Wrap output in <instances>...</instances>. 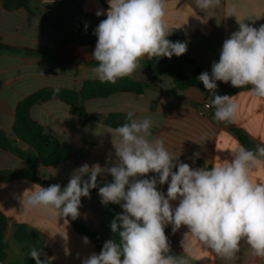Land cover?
I'll return each mask as SVG.
<instances>
[{"label": "crops", "instance_id": "1", "mask_svg": "<svg viewBox=\"0 0 264 264\" xmlns=\"http://www.w3.org/2000/svg\"><path fill=\"white\" fill-rule=\"evenodd\" d=\"M233 7L236 16H230ZM108 8V0H28L23 8L7 10L4 0H0V42L23 52L0 55V131L13 136L17 103L36 91L45 88L79 91L84 81L98 80L92 71L96 66L81 64L82 61H95L92 53L97 42L90 54L75 33L84 36L94 33L100 21L107 18ZM98 10H104V14L97 16ZM237 19L257 29L264 25V0H220L218 6L205 12L196 6V0H166L165 20L170 30L182 35L187 43V55L209 74L212 63L219 61L223 42L239 30ZM26 50L51 54L57 60L27 56ZM158 59L161 63L166 62L165 57ZM142 60L148 58L145 56ZM188 72L191 74L193 69ZM131 78L150 83L152 87L144 95L117 93L105 99L88 100L85 103L87 111L98 117L132 112L134 119L151 118L153 137L150 139H162L167 150L192 169L200 168L198 162L210 168L219 159L231 160V150L237 145L249 150L264 146V98L253 95L251 89L232 96L238 105L235 120L218 122L214 119V108L208 116L199 114L204 104H211L213 94L208 98L198 88L179 90L172 85L170 77L154 74L142 64ZM216 83V94L233 88L230 82ZM31 116L72 148L69 161L50 167L39 165L37 175L41 179L58 183L63 190L73 171L83 164L99 163L102 167H111L115 161L112 136L105 132L111 126L94 121L83 125L82 119L71 115L69 107L58 99L33 106ZM242 136L247 138L248 145ZM25 167L24 160L0 149V170ZM252 176L255 182H264V166L254 170ZM109 177L110 174L104 173L97 179ZM150 177L158 178V174L149 173L137 178ZM34 184L28 180L0 182V211L10 219L6 235L8 257L0 264H25L26 246L15 239L17 225H25L30 235L38 238L40 249L53 258L51 264H82V260L93 252L99 254L93 241L89 239L90 242L85 244L83 238L86 236L72 226L66 233L62 224L64 218L55 211L23 209L20 193L26 191L27 195ZM167 187V183L157 185L165 195ZM179 199L170 201L173 208L178 206ZM103 207L98 192H90V198L81 197V215L77 218L98 234L102 247L106 241L113 240L103 227ZM119 211L123 212L120 205ZM187 231V226L183 225L175 233L171 224L165 227L171 247L169 255L184 256L189 264H264V258L254 256L245 240L240 242V251L228 259L189 234L194 249L189 255L181 245ZM41 259L45 257L41 256Z\"/></svg>", "mask_w": 264, "mask_h": 264}, {"label": "clouds", "instance_id": "2", "mask_svg": "<svg viewBox=\"0 0 264 264\" xmlns=\"http://www.w3.org/2000/svg\"><path fill=\"white\" fill-rule=\"evenodd\" d=\"M108 3L107 18L94 30L97 43L92 57L98 66L92 71L101 83L115 84L133 75L145 56L149 60L171 59L186 53V42L168 39L172 31L165 20L166 0ZM219 4L220 0H196L203 12ZM103 14L104 10L96 12L97 16ZM238 23L239 30L223 42L211 74L204 71L197 78L214 96L207 107L214 108L218 122H233L238 105L232 96L216 94L217 81L230 82L236 88L251 85L252 94L264 98V25L257 29L244 21ZM59 91L54 88L53 95ZM133 116L127 113V122L105 131L111 134L115 149L111 167L85 163L73 171L63 190L58 183L46 188L34 184L27 195L26 191L23 194V209L42 208L46 213L55 211L59 217L75 220L81 215V197L90 198V190L99 187L98 176L108 173L112 182L99 187L98 194L102 204L114 203L123 209L110 225L111 231L118 233L119 243L106 241L99 254L93 252L82 264H189L184 256L167 254L171 252L165 234L169 224L173 233L187 226L181 245L189 255L194 251L190 234L224 258L231 259L240 251L241 240L254 256L264 258V182H255L252 176L254 170L264 166V146L249 150L237 145L231 150V160L219 159L210 168L192 169L170 153L162 139H150L151 118L138 120ZM149 173L158 174V178H137ZM86 175L88 179H83ZM165 183L166 195L157 189L158 184ZM178 198L179 204L173 208L170 201ZM83 242L88 244L89 238L84 237ZM29 255L36 264H51L53 259L36 247Z\"/></svg>", "mask_w": 264, "mask_h": 264}, {"label": "trees", "instance_id": "3", "mask_svg": "<svg viewBox=\"0 0 264 264\" xmlns=\"http://www.w3.org/2000/svg\"><path fill=\"white\" fill-rule=\"evenodd\" d=\"M27 1L4 0V7L7 10H16L25 7ZM75 36L80 39L82 45L88 47V51L91 54L92 46L97 42V37L94 33L89 36L75 33ZM168 39L172 42H184L182 35L178 33H171ZM16 53L23 52L0 42V55ZM25 53L27 56L31 55L47 60H57L55 56L43 52L26 50ZM165 58L166 62L164 63L159 62L158 57L151 60H142L140 63L146 70L154 74L170 77L172 79V85L179 90L198 88L208 98H212V93L206 90L203 83L197 79L204 70L196 60L190 58L187 53L179 57L173 55L171 59ZM81 64L98 66L97 61H82ZM189 69H193L191 74L188 72ZM151 87L152 85L150 83L136 81L131 76H128L118 79L115 84L101 83L99 80H86L79 91L61 88L57 95H53V89L45 88L25 97L16 106L15 120L12 128L13 136H9L6 132L0 131V149L10 152L24 160L26 167L23 169L0 170V182L8 183L16 180H28L46 188L52 185V183L41 179L37 175L39 165L46 167L56 166L71 159V146L32 118L31 109L33 106L58 99L69 107L71 115L82 119L83 125L94 121L102 122L105 125L116 128L122 125L121 122H127V115L110 114L107 117H98L87 111L85 103L92 99H105L117 93L144 95L146 90ZM251 88V85L243 88L233 87L227 91L218 93V95L233 96L238 92ZM242 139L248 145L247 138L242 136ZM197 165L200 168L205 166L202 162H198ZM111 182L112 177L100 179L98 180V186L102 187L105 183ZM99 187L91 189L90 192H99ZM117 214H121L118 204L109 203L104 205L102 209L103 227L109 232L113 241L119 243L118 233H113L110 227L112 220ZM67 221L76 232L92 240L97 250L101 251L102 246L100 245L96 232L91 231L77 219L72 220L71 217H68ZM9 224L10 219L0 211V263L5 262L8 257L6 235ZM15 239L20 244L26 246L25 264H36V261L29 255V251L32 247L40 248L38 238L31 236L25 225H17Z\"/></svg>", "mask_w": 264, "mask_h": 264}, {"label": "built area", "instance_id": "4", "mask_svg": "<svg viewBox=\"0 0 264 264\" xmlns=\"http://www.w3.org/2000/svg\"><path fill=\"white\" fill-rule=\"evenodd\" d=\"M207 105H210V104L206 103L200 108L199 114L201 116H208L210 114L211 108L207 107Z\"/></svg>", "mask_w": 264, "mask_h": 264}, {"label": "rangeland", "instance_id": "5", "mask_svg": "<svg viewBox=\"0 0 264 264\" xmlns=\"http://www.w3.org/2000/svg\"><path fill=\"white\" fill-rule=\"evenodd\" d=\"M23 194H24V193L21 192V193H20V196L23 197ZM58 219H60V218L58 217ZM62 224H63L64 231H65L66 233L70 231V228H72L71 225L67 222V220H65V218H64ZM67 230H68V231H67Z\"/></svg>", "mask_w": 264, "mask_h": 264}]
</instances>
